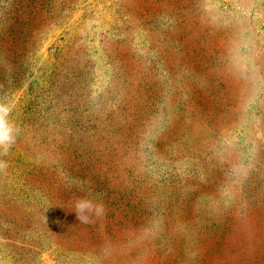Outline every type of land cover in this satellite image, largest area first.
<instances>
[{"label": "rangeland", "instance_id": "1", "mask_svg": "<svg viewBox=\"0 0 264 264\" xmlns=\"http://www.w3.org/2000/svg\"><path fill=\"white\" fill-rule=\"evenodd\" d=\"M45 2L0 60V264H264V0Z\"/></svg>", "mask_w": 264, "mask_h": 264}, {"label": "trees", "instance_id": "2", "mask_svg": "<svg viewBox=\"0 0 264 264\" xmlns=\"http://www.w3.org/2000/svg\"><path fill=\"white\" fill-rule=\"evenodd\" d=\"M47 12L45 0H0V60L8 57L12 59L13 63L22 61L37 35V25L40 24L42 16ZM119 71L122 73L121 67H119ZM16 77L17 73L14 78ZM55 77L56 74L50 81L53 86L58 75L56 79ZM126 84L125 80H122L123 91ZM0 93H3L1 88ZM88 132L90 133H86L83 139L84 144L89 145L95 138L96 131L94 128H89ZM83 134L85 135V133ZM65 149L71 150L72 144L67 145ZM110 150H114V148L111 147Z\"/></svg>", "mask_w": 264, "mask_h": 264}]
</instances>
